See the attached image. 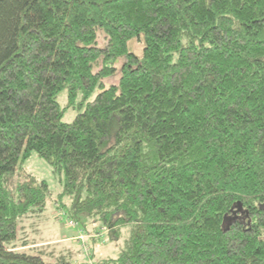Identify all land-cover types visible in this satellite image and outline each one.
I'll return each mask as SVG.
<instances>
[{
  "label": "trees",
  "instance_id": "obj_1",
  "mask_svg": "<svg viewBox=\"0 0 264 264\" xmlns=\"http://www.w3.org/2000/svg\"><path fill=\"white\" fill-rule=\"evenodd\" d=\"M32 153L127 228L99 264H264V0H0V264H73L17 243L51 195Z\"/></svg>",
  "mask_w": 264,
  "mask_h": 264
},
{
  "label": "rangeland",
  "instance_id": "obj_2",
  "mask_svg": "<svg viewBox=\"0 0 264 264\" xmlns=\"http://www.w3.org/2000/svg\"><path fill=\"white\" fill-rule=\"evenodd\" d=\"M101 38V32H99V39ZM99 43L102 45L103 41L100 40ZM131 47L138 52L141 45L139 42H133ZM122 62V58L116 61L115 73L103 81L105 87L117 83ZM99 90L96 88L88 100H91ZM66 93L64 89L57 94V102L61 107L66 105ZM77 112L75 107L65 108L62 121H72ZM19 171L30 172L37 179L45 180L51 195L46 201L43 212L31 213L21 219L18 224V244L25 239L36 242L42 246L46 259L54 262L64 259L73 264H99L102 259L119 253L128 234L127 228L122 230L118 240L110 241L106 229L98 224L95 217L71 216L69 199L58 197L62 190L59 176L52 172L51 167L42 158L32 153L21 165Z\"/></svg>",
  "mask_w": 264,
  "mask_h": 264
},
{
  "label": "built area",
  "instance_id": "obj_3",
  "mask_svg": "<svg viewBox=\"0 0 264 264\" xmlns=\"http://www.w3.org/2000/svg\"><path fill=\"white\" fill-rule=\"evenodd\" d=\"M70 222L72 223V220Z\"/></svg>",
  "mask_w": 264,
  "mask_h": 264
}]
</instances>
